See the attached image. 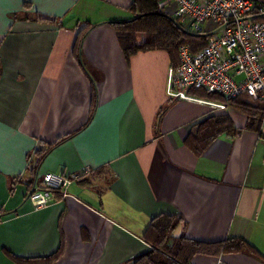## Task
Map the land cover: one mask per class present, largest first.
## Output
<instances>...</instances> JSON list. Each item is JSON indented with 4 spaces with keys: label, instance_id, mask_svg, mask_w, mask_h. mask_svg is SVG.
Returning a JSON list of instances; mask_svg holds the SVG:
<instances>
[{
    "label": "crops",
    "instance_id": "crops-1",
    "mask_svg": "<svg viewBox=\"0 0 264 264\" xmlns=\"http://www.w3.org/2000/svg\"><path fill=\"white\" fill-rule=\"evenodd\" d=\"M133 3L0 0V264L59 251L51 264H135L161 216L181 218L175 238L259 254L191 264H264V113L252 129L219 95L174 97L165 51L127 59L115 24L136 19ZM222 116L234 131L195 155L193 127ZM49 173L81 177L36 208Z\"/></svg>",
    "mask_w": 264,
    "mask_h": 264
},
{
    "label": "built area",
    "instance_id": "built-area-1",
    "mask_svg": "<svg viewBox=\"0 0 264 264\" xmlns=\"http://www.w3.org/2000/svg\"><path fill=\"white\" fill-rule=\"evenodd\" d=\"M164 1L184 32L206 41L197 52L180 48L179 66L169 75L173 96L187 99L191 90H205L226 103L242 95L264 102V0ZM80 177L46 174L29 197L36 208L46 207L54 200L51 190L66 196Z\"/></svg>",
    "mask_w": 264,
    "mask_h": 264
},
{
    "label": "trees",
    "instance_id": "trees-1",
    "mask_svg": "<svg viewBox=\"0 0 264 264\" xmlns=\"http://www.w3.org/2000/svg\"><path fill=\"white\" fill-rule=\"evenodd\" d=\"M161 0H134L131 9L137 17L133 21L116 23L124 54L129 59L139 53L152 51H165L176 69L180 63L179 51L183 45H189L192 51L197 52L204 48L206 41L203 36L184 32L176 20L160 6ZM92 26L89 25L87 31ZM83 32V36L87 33ZM142 34V41L137 35ZM203 97H217L205 90H191ZM221 101L223 98L219 95ZM264 103V102H260ZM254 102L247 95L229 101V107L240 110L248 117V127L258 129L257 119L264 113V105ZM233 132L234 126L227 116L210 119L195 125L186 141L191 151L201 156L221 132ZM34 189V188H33ZM33 191V190H32ZM57 197H63L61 192L51 190ZM56 197V198H57ZM181 222V218L161 216L151 223L144 239L151 246V250L138 258L135 264H191L192 259L198 255L218 257L224 254L248 252L259 255L257 250L242 239H230L216 243L199 242L184 237L175 238L174 230ZM61 255L59 251L55 256L43 260V264H51ZM39 260H25L26 264H38Z\"/></svg>",
    "mask_w": 264,
    "mask_h": 264
},
{
    "label": "rangeland",
    "instance_id": "rangeland-1",
    "mask_svg": "<svg viewBox=\"0 0 264 264\" xmlns=\"http://www.w3.org/2000/svg\"><path fill=\"white\" fill-rule=\"evenodd\" d=\"M171 13H172V11H171ZM173 19H174V18H173ZM137 37H138V40H139V41H142V34L139 33V34L137 35ZM238 80H239V79H238Z\"/></svg>",
    "mask_w": 264,
    "mask_h": 264
}]
</instances>
